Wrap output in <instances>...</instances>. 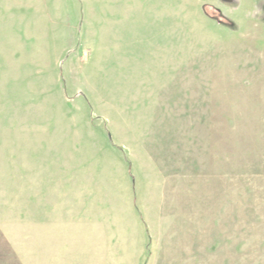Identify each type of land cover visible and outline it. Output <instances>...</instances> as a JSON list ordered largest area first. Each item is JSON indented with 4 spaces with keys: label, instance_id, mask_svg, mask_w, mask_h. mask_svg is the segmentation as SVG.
<instances>
[{
    "label": "rangeland",
    "instance_id": "374dc122",
    "mask_svg": "<svg viewBox=\"0 0 264 264\" xmlns=\"http://www.w3.org/2000/svg\"><path fill=\"white\" fill-rule=\"evenodd\" d=\"M85 258L264 264V0H0V264Z\"/></svg>",
    "mask_w": 264,
    "mask_h": 264
},
{
    "label": "crops",
    "instance_id": "0c3cea01",
    "mask_svg": "<svg viewBox=\"0 0 264 264\" xmlns=\"http://www.w3.org/2000/svg\"><path fill=\"white\" fill-rule=\"evenodd\" d=\"M86 259H89V258H85L84 261H80V263H83V264H98V261H88ZM111 262H115V261H111Z\"/></svg>",
    "mask_w": 264,
    "mask_h": 264
}]
</instances>
